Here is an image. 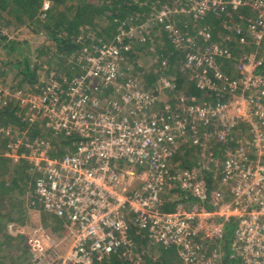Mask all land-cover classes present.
<instances>
[{
  "label": "built area",
  "instance_id": "obj_1",
  "mask_svg": "<svg viewBox=\"0 0 264 264\" xmlns=\"http://www.w3.org/2000/svg\"><path fill=\"white\" fill-rule=\"evenodd\" d=\"M217 12L237 20L214 41L195 26ZM162 35L210 101L180 94L171 103L173 79L145 86L130 72L133 50L154 52ZM89 46L70 59L78 70L70 77L50 72L21 94L0 80V110L15 101L28 127L48 131L31 140L0 125V158L33 179L26 219L7 225L24 238L30 264L132 260L136 237L157 249L152 259L173 249L179 264H264V0L155 4L147 18L124 20L113 40ZM67 137L78 140L74 149L56 154ZM189 148L193 167L177 159ZM41 208L59 230L43 225Z\"/></svg>",
  "mask_w": 264,
  "mask_h": 264
},
{
  "label": "trees",
  "instance_id": "obj_2",
  "mask_svg": "<svg viewBox=\"0 0 264 264\" xmlns=\"http://www.w3.org/2000/svg\"><path fill=\"white\" fill-rule=\"evenodd\" d=\"M45 1L46 0H0V19L5 22L7 27H13V29L29 27L36 32L42 31L45 34L46 40L49 41L51 45L37 50V59L43 54L45 55L44 50L49 49L48 54H50V56L59 58L62 65H64V63L66 64L67 72L58 75L70 77L73 74L72 71L75 73L78 72V70L71 68L70 59L83 49L89 48L90 43L97 42L98 40L104 42L113 40L122 22L127 18L138 17L145 19L150 15L152 5L156 3L170 5L175 0H48L49 8L46 13L42 11V5ZM41 13H45V18H39ZM242 13H244V11ZM229 14L233 19L237 20V15H233L230 12ZM3 15H6V18H3ZM231 17L218 12L214 14L209 13L204 16L195 27L204 29L205 25H207L212 35L218 37L220 29L218 30L217 26L224 20L228 22ZM99 19L106 20L108 23L107 27H102L100 31L96 29L93 30V28L97 26V20ZM87 27H90V29L92 28L91 30L94 31L97 36L96 39L91 40L90 37L85 38L84 36H80L83 32H87ZM193 31L194 30H192V32ZM162 38V42L161 40H157V47L154 52L148 50L149 45L147 44V46L142 49L136 48L131 54V57L137 60L140 59L142 54L143 56L147 54L155 56V59L152 61L153 64H151L153 70L151 72L148 71L144 75V83L147 82L149 86L154 85L156 80L160 76H163V73H167V70H164V68H167L168 64L170 66V75L174 76V88H170V90L167 91V97L171 103L175 102L180 94L210 101L211 95L208 93L205 95L198 91L195 88L194 80L189 78L188 75L189 73H193L192 70H188V73L187 70L180 67V61L184 58V55H180L173 50L165 35H162ZM161 43L163 44L161 45ZM22 46V43L14 38H9L0 30V56L5 58V60L1 58L0 63L2 67L10 66L11 69H19L18 75L21 76L24 81L26 80V82L29 83L28 85L33 86V84L37 83L39 80L40 75L37 74V69L39 68L37 65L39 63L37 65L32 63L31 65L28 55H25L24 51H22ZM162 62H165V67L162 66ZM217 63L222 65V70L225 73H237L233 70L231 63L223 62L222 60H218ZM133 67V71L131 67L130 72H134L139 76L142 69L139 67L138 61ZM148 69L144 68L143 71H147ZM3 71L5 70L1 68L0 74L2 73V75L5 76L6 73H3ZM0 80L3 81L1 78ZM18 109L17 104L12 102L4 106V108L0 110V125L10 127L12 131L13 129L17 131L27 130V135L31 140H34L35 137H45L44 135H47V130L36 126L28 127L26 122L20 119L21 117L17 113ZM246 132L247 130L244 129L243 133ZM61 140L64 141L61 142L62 145L59 142L60 146L56 149V154L64 153L62 146L67 145L65 143L66 141H69V144L78 141L75 137L62 138ZM67 146L69 147L68 150L74 149V146ZM227 147L229 148V146ZM218 148L219 146L216 145L214 149L216 152L215 154H218ZM194 152L195 150L191 148L187 149L182 156H178V162H181V164L186 167H193L196 165V158L193 156ZM52 155L55 157V154ZM7 162L6 159L0 158V250L4 251V249H9L14 253L11 252V254L0 255L3 258H7L9 262L11 261V264H29L28 251L24 238L19 236L12 237L7 232V225L11 222L20 223L26 219L25 206L27 203V195H21L22 193L17 191V187H19L20 182L25 183L23 186H26V183L33 184V179H29V175L26 172L27 166L21 165L20 169L22 171L18 172V168L13 170L14 172L16 171V175L12 177L10 181H7V176L10 175ZM208 183L211 184V179L208 180ZM30 191L31 190L28 189L27 194ZM23 199L24 201L26 199V201L22 206ZM40 213L41 222L45 227H50L54 231L60 229L61 224L58 219L45 214L42 208L40 209ZM231 231H233L232 226L228 228V234L232 233ZM136 242L135 252H138V254L137 256H132V260L118 254L112 255L105 264H179V261L175 258V250H159L158 258L152 259V257L148 256L147 252H145L148 245L147 241L142 240L140 237H136ZM170 252H174L175 255L172 254L174 258H172ZM225 261V264H235L233 261L227 259ZM0 264L2 263L0 262Z\"/></svg>",
  "mask_w": 264,
  "mask_h": 264
},
{
  "label": "rangeland",
  "instance_id": "obj_3",
  "mask_svg": "<svg viewBox=\"0 0 264 264\" xmlns=\"http://www.w3.org/2000/svg\"><path fill=\"white\" fill-rule=\"evenodd\" d=\"M46 2H49V1L46 0ZM156 4L160 5L161 3H156ZM45 13H41L39 15V18L40 19L45 18ZM2 17L6 18V15H3ZM178 19L184 20L185 17H178ZM174 20H175V18H174ZM176 22H179V21H176ZM224 22H225V20L223 22H220L219 26L221 28L219 26H217L218 30L220 29L219 32H218V37L217 36L216 37L213 36L212 33H211V30L209 29V27L207 25H205V28L208 29V31L210 32L211 38L214 39L215 41H218L219 38L221 37L222 33H224L223 32V28H222V26H223L222 24ZM107 24L108 23L106 22V20L99 19V20H97V26H95V28H93V30L96 29L97 31H100L102 27H107ZM109 26H110V24H109ZM213 28H215V27H213ZM89 29H90V27L89 28L87 27L86 28L87 32H83V34L80 35V36H84L85 38L90 37L91 40L92 39H96L97 36L95 35L94 31L91 30L92 28L90 30ZM0 30H2V33L6 34L9 38H14L18 42L23 44L22 51H24L25 55H28V58L30 60L31 65H32V63H35L36 65L39 63L37 65V66H39V68L37 69L38 70L37 74L40 75L39 78H41V79L45 78L50 72L51 73H55V74H65V72H67L66 64L64 63V65H62V62L59 61V58H54V57L50 56V54H48V52H49L48 50L49 49L44 50L45 55L43 54L39 59H37V54H38L37 50H39L41 48H44V47H46L48 45H51L50 42L46 40V38L44 36L45 34L42 31H37L36 32L34 29L29 28V27H20V28H17V29H13V27H7L5 25V22L2 21L1 19H0ZM161 39H163V38H158L156 40L160 41ZM161 42H162V40H161ZM162 44L163 43H161V45ZM158 47L160 49L159 43H158ZM153 56L154 55H151V54H147V55L143 56V54H142V56L138 60L139 67H141V69H142V71H140L141 73H140L139 77L143 81H144V75L148 71L151 72L153 70V67L151 66V64H153L152 61L155 59V56L154 57ZM1 58H2V60H5L4 57L0 56V62H1ZM182 61H184V60H182ZM162 65H165V62H163ZM1 68L3 70H5V71H3V73H6L5 76L2 75V73L0 74V78L5 82V84H8V85L12 86L13 90L18 91V93H20V94L23 91L26 90L27 86H29L28 85L29 83H27L26 80L24 81V79H22V77L18 75L19 74L18 73L19 69H17V68L11 69L10 66L2 67V65L0 63V69ZM144 68H146V69L149 68V69L147 71H143ZM164 70H167L166 74L163 73V75L165 77L174 79V76L170 75V66L168 64H167V68L165 67ZM233 75H235V74H233ZM157 80H156V82H157ZM147 85L148 84L146 82L145 86H147ZM164 96H165V94L162 95V97H163L162 99L163 100H164ZM12 103L16 104L15 101H13ZM20 104H21V102H20ZM18 111H22V113H21L22 117L25 116V112H26V108L25 107H23L21 105V107L19 108ZM59 136L61 137L62 134H60ZM65 143L67 145H70V146H75V143H70L69 144V141H66ZM177 159H178V157H177ZM7 165L9 166V174H10V175L7 176V181H10L11 178L16 175V171L14 172L13 170H16L17 168H18V170H17L18 172L22 171V170L20 169V166H14V165H12L9 162H7ZM30 178L32 179V177H29V179ZM24 184L25 183L20 182L19 187H17V191L22 193L21 195H23V196H24V194L27 195V190L28 189L31 190L33 188V184H31V183H28V184L26 183V186H23ZM136 186H138L137 182H136ZM26 198H27V196H26ZM25 201H26V199H25ZM25 201L23 199L22 206L25 204ZM71 229H74V226H71ZM142 239H143V237H142ZM225 247H227V246L225 245ZM156 250H152L151 248H146L145 252L152 253V252H155ZM171 250H173V249H171ZM11 252H13V251L9 250V249L8 250L4 249V251L0 250V254H2V255L11 254ZM170 253H171L172 258H174L173 255H172V254H174V252H170ZM135 254H138V252H135ZM157 256H159V250H158V253L156 254V257ZM175 258H176V260H178L177 257H175ZM25 261H27V260H25ZM0 262L2 264H11V261L9 262V260L7 258H3V257H1V255H0ZM28 263L30 264L29 258H28Z\"/></svg>",
  "mask_w": 264,
  "mask_h": 264
},
{
  "label": "bare ground",
  "instance_id": "obj_4",
  "mask_svg": "<svg viewBox=\"0 0 264 264\" xmlns=\"http://www.w3.org/2000/svg\"><path fill=\"white\" fill-rule=\"evenodd\" d=\"M232 232V231H231Z\"/></svg>",
  "mask_w": 264,
  "mask_h": 264
}]
</instances>
